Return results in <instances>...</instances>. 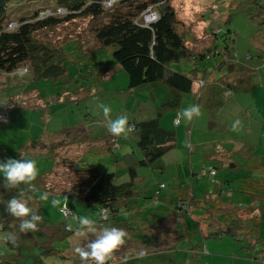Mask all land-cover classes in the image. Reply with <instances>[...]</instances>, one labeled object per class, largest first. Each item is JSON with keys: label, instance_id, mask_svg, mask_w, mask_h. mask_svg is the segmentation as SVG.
Returning a JSON list of instances; mask_svg holds the SVG:
<instances>
[{"label": "trees", "instance_id": "16d2710c", "mask_svg": "<svg viewBox=\"0 0 264 264\" xmlns=\"http://www.w3.org/2000/svg\"><path fill=\"white\" fill-rule=\"evenodd\" d=\"M107 1L110 0H0V71L12 72L26 67L25 76L17 78L22 83L19 82L15 86L9 84L8 89L11 91L21 88V91L15 94L19 100L22 99V103L23 98L20 94L25 92V81L29 77L35 82H58L57 85H61L59 98L64 100L62 104L65 101L74 102L72 106L79 108L83 101L88 103L89 100L98 99L104 92L105 83L120 70L126 71L129 75V90L150 86L160 89L162 95L159 99L162 103L154 109L153 118L129 120L130 124L135 125L132 135L143 157L138 159L133 152L117 160V167L121 166V170L127 169L129 175L127 181L117 183V172L114 171L108 172L99 167L80 168L75 159L61 160L62 157L58 154L66 144L63 146L53 144V148L50 146L51 149L43 146L44 150L57 153L55 157L60 158L61 162L72 169L73 182L67 189L68 194H65L67 191L59 194V190L48 182L55 170L46 176L36 177L30 184H21L18 188L9 190L0 186V224L4 226L0 231V264H81L79 256L74 251L76 244L72 242L77 237L75 234L77 225H73L72 232L66 231L65 225L69 224L68 219L72 215L82 214L66 208L71 212V215L67 216L62 212L64 208L62 205L60 207L62 219L59 222L53 223L44 216L43 210L48 202L60 195H72L76 201L74 207L80 202L97 210L98 216L95 221L99 228L115 226L128 232L130 239L113 254L108 264H187L176 262L171 258V254L178 250L177 244L180 240L193 236L194 232L189 227L191 216L195 218L192 213L194 209L203 215L200 219L205 223L201 224L200 219L192 221L205 238L240 237L244 241L255 245L261 244L264 247V146H257L258 141H255L253 136L248 138V131L244 128L233 131L232 126L226 127L222 115L221 125L211 118V115L221 111L226 103L229 105L233 98L236 100L228 106L227 115L232 114L238 118H246L247 115L249 118L242 108L244 102L242 95L246 93V88L242 85L247 87L249 75L255 69L241 65L234 46L226 43L225 51H221L223 47L217 42L222 33L224 36L232 33L231 20L228 19L226 22L229 25L227 30H222L217 25L220 17L215 13L220 8L211 2L210 5L215 6L211 13L214 20H210L209 8L204 11L203 21L209 27L206 33L213 38V43L206 50L194 52L190 44L196 42L195 36L180 29L181 22L177 17V11L170 5L169 0H115L112 7L104 5ZM167 1L169 2L166 3ZM226 3L227 1H223L220 6L225 7L228 4ZM149 7H159L160 17L155 23L145 26L139 19ZM233 7L235 10L240 7L239 12L248 22L261 27L259 39L264 41V0H233L229 8ZM59 10L67 11L64 21H69L75 16L90 18L87 33L90 32L89 35L96 39L98 43L96 48L90 43L83 42V37L71 40L80 46L86 57L92 52L111 49L115 61L108 64L97 59L94 65L92 62L84 63L87 60L82 63L75 61L88 69L85 72L81 71L82 75L76 74L75 71L72 75L66 61L68 55L64 52L66 43L60 45L56 41L38 38L37 35L63 22L57 15L42 18L40 14L47 11L56 14ZM223 17L225 15L221 16V20ZM11 24H15L16 28L11 29ZM226 40L224 38V41ZM183 60L191 61V71L176 70L177 66H172L173 63ZM204 60L212 64L206 66ZM20 84L24 86L20 87ZM36 91L39 99L44 98L40 89ZM79 94L83 96L73 100L72 97ZM186 101L193 102L192 105L202 106L210 116L209 122L217 124L218 130L221 129V145L215 137L212 139L218 145V151L212 156L216 165L209 169L210 173L215 174L216 170L221 169L227 172H244V175L236 176L235 181L229 178L230 175L221 182L215 181L213 191L203 193L200 198L188 188L180 187L176 193L178 201L175 202L165 195L164 191L168 186L164 183L160 184L155 194L144 195L136 188L140 179L138 169L152 167L156 161L176 147L178 138L176 129L183 121L177 122L176 118L181 109L187 108L184 106ZM250 116L255 121L254 114L251 113ZM170 122L171 127L166 124ZM252 129L253 131L257 129L255 124ZM230 130L232 134L235 133L231 134V140L242 141L243 146L236 149L223 147L222 141L226 137L229 138ZM100 139L92 140L86 135L74 143L81 146L86 143L87 148L91 143H100ZM101 141L104 142L100 143L99 154L113 152L120 146L117 137L111 134L104 136ZM41 145V142L34 144L32 152ZM32 152L28 148L27 153L23 151L12 155L8 151L0 150V160L20 159L21 156L32 159V156L28 155H32ZM61 162L59 161L57 166ZM237 180L240 184V193L258 197L263 204L255 203L244 211L237 209L238 213L234 212L236 203L231 202V205L224 200V196L231 190L230 185ZM2 183L3 177H0V185ZM45 192L49 193L47 201L40 199ZM20 193H24L25 197H32L28 201L29 205L37 209L42 217V222L35 232L21 233L18 227L20 221L6 211V202ZM161 204H164V207ZM225 204L226 207H223ZM220 215L227 218L225 224H221ZM209 228L211 231L204 234ZM12 231L18 235V246L3 243L5 235ZM133 244L146 250L151 246L162 245L165 246V250L146 251L147 255L140 259L136 249L131 250ZM191 250L198 253L201 251L199 246L195 249L194 245ZM73 254L77 256H72ZM260 258L264 259V250ZM193 262L203 264L196 257Z\"/></svg>", "mask_w": 264, "mask_h": 264}, {"label": "rangeland", "instance_id": "374dc122", "mask_svg": "<svg viewBox=\"0 0 264 264\" xmlns=\"http://www.w3.org/2000/svg\"><path fill=\"white\" fill-rule=\"evenodd\" d=\"M227 1V6L221 7V2ZM233 0H170V5L177 11V17L181 22V30L185 33L195 36L194 44H190V48L194 52H200L206 50L213 43V38L208 36L206 30L209 29L204 19V11L209 9L210 20L213 21L214 17L211 15L213 11V4L218 5L216 15L220 17L217 25L220 28L227 30L228 26L226 22L231 20L232 33L228 36L218 37L217 42L223 47L221 51H225V46L232 45L235 47L236 56L238 61L244 67L254 70L249 75V80L255 82L248 83L249 88L264 90V41L259 39V34L262 33L261 27H258L256 23L251 24L242 15L239 9L235 10V7L229 8ZM241 2H239L240 4ZM223 20H221V16ZM44 16V15H43ZM58 19H62L63 22L59 23L53 28L45 29L37 33L38 38L44 40L56 41L60 45L65 44L64 52L68 66L71 68L72 75L74 71L78 75H82L88 69L86 66L81 65L84 63H97V59L106 63H113L115 60L112 56L111 49H103L99 52L93 53L86 57L80 46L75 44L77 37H83L84 41L90 43L94 48L98 45L93 35H89L88 24L91 22L89 17L75 16L71 17L69 21H64V15H57ZM73 16V15H72ZM213 24V23H211ZM229 37V38H228ZM224 38L227 39L224 41ZM191 40L193 38H190ZM227 43V44H226ZM89 45V44H88ZM193 46V47H191ZM93 58V60H89ZM177 60L179 58L177 57ZM81 63H77V62ZM208 60H204V65L208 66ZM215 65V62H213ZM176 70L191 71V61L184 60L182 62H176L172 64ZM115 67V66H114ZM244 72H245V68ZM223 71V70H222ZM27 72L26 67L19 68L12 72L0 71V150L8 151L12 155H16L19 152L26 151L28 148L32 152L33 145L41 142V147L35 148L31 158L37 162L38 176H46L50 171H54L53 175L49 178L48 182L55 189L59 190V194L66 192L72 180V169L67 164L61 162L65 159H75L77 166L83 167H99L102 170L108 172H117L116 182L121 183L129 179L127 169L121 170L122 167H117V160H120L125 154L135 152L138 159L143 157L136 141L131 134L129 138L117 137L120 146L117 150L109 153L99 154L100 143L104 136L110 134L107 130L106 123L103 119V113L99 107L101 104L109 105L112 108V115L115 118L117 115H126L129 120H145L154 117L153 112L162 102L159 100L161 92L160 89L145 86L134 90H129V75L126 71L120 70L115 73L104 85L105 92L98 99L89 100L88 103L83 101L79 108L73 107L72 103L65 101L62 104L63 98H59L61 85H57L56 81H32L28 77L24 84H20L25 87L19 100L15 92L21 91L20 89H12L8 91L10 85H18V77L25 76ZM252 72V71H251ZM221 74V72H220ZM258 80V83H257ZM22 83V81L20 82ZM19 87V86H18ZM63 87V86H62ZM36 88L40 89L43 95L42 99H39V95ZM6 90V91H5ZM32 90V91H30ZM30 91V92H28ZM250 91V90H249ZM252 92V91H250ZM15 94V95H14ZM249 93H244L243 99L247 103L252 102V99L248 102ZM83 95L72 97L73 100H77ZM195 98V97H194ZM236 98L231 99L229 105L226 103L225 107L219 110L215 115H211L214 122H218L221 125V113L227 114L230 104L235 102ZM69 102V103H68ZM25 105V106H23ZM249 105V104H248ZM247 104L243 105V109L248 107ZM201 107V115L194 118L191 121L183 120L180 131L177 132V145L170 151H168L159 161H156L152 167L139 168V184L136 186L139 192L149 194V196L155 194L161 183L168 186L164 191L165 195L172 198L175 202L178 201L177 191L178 188L184 187L191 190L196 197L200 198L203 193L207 191H213L216 182H221L224 170L218 169L215 174L210 173L209 169L215 167L216 162L213 161L212 156L218 151V145L212 141H218L221 145V129L218 130L217 124L215 128L209 129L208 122L210 116L207 115V111ZM184 109V108H183ZM5 115V116H4ZM170 115V114H168ZM225 120V119H224ZM227 127V125H226ZM104 128V129H103ZM192 133V134H191ZM204 134L197 137V134ZM191 134V136H190ZM88 136L92 140L101 138L100 143H91V145L85 147L75 144L76 140L83 136ZM192 135H194L192 137ZM235 135V133L233 134ZM226 137L225 135H223ZM193 138V139H192ZM224 147V140L222 141ZM53 144L56 146H63L66 144L62 151H59L60 158L55 157L57 153L52 151H46V149L53 148ZM46 149L44 150V147ZM226 146L231 145L226 142ZM90 148L91 151L90 152ZM46 151V152H45ZM97 151V152H96ZM61 162L58 166L57 163ZM119 165V163H118ZM228 172L231 180L235 181L236 176H243L244 172ZM217 174V177L215 175ZM207 175V176H206ZM216 181V182H215ZM231 190L225 194L224 200L227 202H235V211H244L249 205L254 206L255 203H262V200L252 195L240 193V184L238 180L230 185ZM259 192V191H258ZM62 193V194H64ZM67 191L65 194H68ZM209 193V192H208ZM207 193V194H208ZM58 198L61 201L60 206H53L51 201L48 202L44 208V216L53 223H57L62 219L60 214V207H66L77 211V214L81 216H87L95 220L98 216V211L90 207L85 203L76 202L72 195H60ZM176 205V203H175ZM232 205V203H231ZM155 206V204H154ZM164 207V204H161ZM226 207V204L223 205ZM91 210V211H90ZM192 210L195 218L191 216L189 229L194 232L190 239H182L179 241L178 250L171 254V258L179 263L195 264L194 258L196 257L203 264H264V259L260 258L261 252L264 247L261 244L255 245L242 240L240 237L235 239L230 236L205 238L202 232H200L196 224L193 221L199 220L203 215L196 209ZM64 211V208H63ZM62 211V212H63ZM238 213V212H237ZM71 215V214H70ZM69 216V215H68ZM72 215L68 222L72 225H77V221L73 219ZM221 216V215H220ZM221 224H225L227 218H221ZM193 220V221H192ZM196 223V222H195ZM200 223H205L200 219ZM220 224V225H221ZM217 225H219L217 223ZM199 228V227H198ZM205 227H203L204 229ZM210 229V230H209ZM206 229L203 233L208 234L211 228ZM156 231V230H155ZM149 232V231H148ZM154 234L153 232H149ZM75 242L76 246L85 242L84 237L77 236ZM74 244V245H75ZM200 247V252H193L191 247L193 245ZM136 249L139 253L141 250L149 251L153 249L165 250V246L156 245L151 246L149 249L132 245L131 250ZM164 248V249H163ZM127 252L126 250L124 251ZM199 255V256H197ZM69 256V255H67ZM77 256V255H72ZM119 259V258H118ZM196 262V259H195ZM157 264V263H153Z\"/></svg>", "mask_w": 264, "mask_h": 264}, {"label": "clouds", "instance_id": "9594fccd", "mask_svg": "<svg viewBox=\"0 0 264 264\" xmlns=\"http://www.w3.org/2000/svg\"><path fill=\"white\" fill-rule=\"evenodd\" d=\"M149 8L157 12L158 20L160 8ZM143 14L141 19H139L143 25L150 26L157 21L147 24ZM11 25V29L16 28L15 24ZM99 107L102 110L108 132L114 137L129 138L135 129V125L130 124L129 118L126 115H117L113 118L112 108L109 105L101 104ZM200 115L201 107L198 104H194L181 109L176 119L177 122L180 120L191 121ZM239 126L240 121L236 120L232 125L233 131L238 130ZM37 175L38 167L34 159H25L21 156L20 159L7 158L6 160H0V177H3V183L0 186L5 189L10 190L18 188L21 184H30L36 179ZM31 199L32 197H25L24 193H20L19 196H13L6 202V211L9 215L20 221L18 225L19 231L25 234L37 231L39 223L42 222V217L38 213V210L29 205L28 201ZM40 199L47 201L49 193L45 192L40 196ZM51 203L53 206L61 205V201L58 198H53ZM73 219L77 221L75 234L84 237L85 240L82 245H77L74 248L75 253L80 258L81 264H108L113 254L126 243L127 239H130L128 232L123 228L115 226L99 228L97 222L87 216H74ZM3 228L4 226L0 224V231ZM65 229L72 232L73 225L70 223L66 224ZM3 243L18 246L19 238L17 233L15 231L8 232L4 237ZM146 255V251L141 250L138 253V258L143 259Z\"/></svg>", "mask_w": 264, "mask_h": 264}, {"label": "crops", "instance_id": "0c3cea01", "mask_svg": "<svg viewBox=\"0 0 264 264\" xmlns=\"http://www.w3.org/2000/svg\"><path fill=\"white\" fill-rule=\"evenodd\" d=\"M248 83H247V87H246V85H242V86L244 88H246V92L247 93L251 94V95L248 96L249 97L248 102L251 99H252V102L250 104V103H247L246 101H244L242 104L243 105L244 104H247V105L249 104L246 109H243V111H245L248 114L249 118L247 117V115H246V118H238V117H236V116H234L232 114H228V115L227 114L226 115L222 114V116L225 119L226 125H230V126H232L236 120H239L240 121L239 128L240 129L244 128L245 130H247L248 131V134H247L248 138H251L250 136H253L255 138V141H258V145L257 146L262 147V146H264V90H262V89H253V88L251 89V88H249ZM250 83H252V86H253L255 82L252 79V80H250ZM257 83H258V80H257ZM103 90L105 92V88H103ZM249 90L252 91V92H250ZM186 102L187 103L184 102V106H186V107L191 106L192 103H193L191 101H186ZM243 105H242V108H243ZM251 113L254 114L255 121L250 116ZM170 121H172V120H170ZM166 124L169 127H171V125H172L171 122L170 123H166ZM254 124L257 127V129L255 131H253V129H252ZM207 126L211 130V129L215 128L216 124H214V123L212 124V123L208 122ZM180 128H181V125L179 126V128L177 130L180 131ZM230 131L231 132L228 134L229 138L226 137V139H224V143H225L224 147L227 148L226 142H228L231 145L230 148L232 147V149L233 148L236 149V148H239V147L243 146L244 143H242V141H237V140L236 141H232L231 140L232 138H230V137H232L231 136L232 130H230ZM201 135H204V134H199L198 133L197 137H200ZM193 136L194 135H192V137ZM228 176H229L228 172L226 170H224L222 179H226ZM215 177H217V174L215 175Z\"/></svg>", "mask_w": 264, "mask_h": 264}, {"label": "built area", "instance_id": "2783aa9c", "mask_svg": "<svg viewBox=\"0 0 264 264\" xmlns=\"http://www.w3.org/2000/svg\"><path fill=\"white\" fill-rule=\"evenodd\" d=\"M114 3H115V0H110V1L105 2L104 5L107 6V7H112ZM65 14H67L66 10H59L56 14L52 13L50 11L42 12L40 14V16L42 18H45V17H51L53 15H65ZM143 15H144L143 16L144 20H145V22L147 24L156 21L157 18H158L157 12L155 10H153L152 8H149ZM63 212L67 216L71 214V212L69 210H67L66 207H64V211Z\"/></svg>", "mask_w": 264, "mask_h": 264}]
</instances>
